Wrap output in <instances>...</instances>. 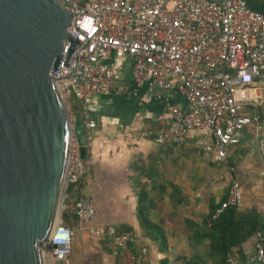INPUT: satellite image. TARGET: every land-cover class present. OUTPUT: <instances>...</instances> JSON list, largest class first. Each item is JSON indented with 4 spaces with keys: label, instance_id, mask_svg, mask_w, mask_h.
Listing matches in <instances>:
<instances>
[{
    "label": "built area",
    "instance_id": "built-area-1",
    "mask_svg": "<svg viewBox=\"0 0 264 264\" xmlns=\"http://www.w3.org/2000/svg\"><path fill=\"white\" fill-rule=\"evenodd\" d=\"M71 13L67 28L82 41L67 67L62 60L51 75L63 98L74 97L83 121L88 152L96 126L90 104L93 96L116 91L114 67L106 61L127 57L135 90L157 86L164 93H179L188 106L165 101L170 116L165 128L154 134L158 145H182L194 139L215 162L224 163L230 149L240 142L239 133L251 129L264 175V130L257 118L245 113L257 107L264 89V15L248 7L246 0H60ZM164 94V95H165ZM164 95H159L162 99ZM146 132L144 136H152ZM74 138L64 179L68 187L84 185L91 177L93 161L82 157ZM229 171L233 169L228 167ZM69 206L79 227H87L97 239L113 244V255L136 241L130 231L113 225L92 226L95 209L79 187ZM243 190L232 179L227 200L213 218L228 205L240 206ZM64 207V205H63ZM75 233L60 222L43 251L44 264H84L70 260ZM255 248L243 259L227 255V264H264L260 233ZM50 245V248H47Z\"/></svg>",
    "mask_w": 264,
    "mask_h": 264
},
{
    "label": "crops",
    "instance_id": "crops-1",
    "mask_svg": "<svg viewBox=\"0 0 264 264\" xmlns=\"http://www.w3.org/2000/svg\"><path fill=\"white\" fill-rule=\"evenodd\" d=\"M106 63L114 67L117 90L93 96L89 101L95 109L91 117L96 123L92 146L85 154L93 161L91 177L66 194L68 201L63 203L62 212L71 214L69 206L77 198L80 187L95 209L92 226L129 229L136 241L115 256L110 240L95 238L87 227H79L72 219L67 222L75 233L70 260L84 264H162L164 260L168 264H182L178 258L186 256L189 249L192 254L201 250L188 239L184 219L202 220L211 193L224 185V176L230 173L227 161L234 162V173L244 171L247 177L263 175L254 133L251 129L240 132L239 144L230 149L224 163L213 161L194 139L182 145H158L152 137L170 121L164 109L165 101L186 108L185 98L175 92L165 94L157 86L150 90L143 86L133 95L130 59L111 56ZM159 95L164 96L158 99ZM146 132L153 134L144 136ZM173 187L183 199L178 206L171 196ZM158 190L164 193L159 194ZM141 191H148L152 205L156 206L152 218L164 224L167 247L163 250L140 227L137 203ZM250 207L257 208V205L244 202L242 210ZM256 240V235L251 237L240 248L233 249L232 255L245 258L254 250Z\"/></svg>",
    "mask_w": 264,
    "mask_h": 264
},
{
    "label": "water",
    "instance_id": "water-1",
    "mask_svg": "<svg viewBox=\"0 0 264 264\" xmlns=\"http://www.w3.org/2000/svg\"><path fill=\"white\" fill-rule=\"evenodd\" d=\"M60 0H0V264H44L61 222L73 125L51 75L81 45ZM73 136V137H72ZM47 245V248H50Z\"/></svg>",
    "mask_w": 264,
    "mask_h": 264
},
{
    "label": "trees",
    "instance_id": "trees-1",
    "mask_svg": "<svg viewBox=\"0 0 264 264\" xmlns=\"http://www.w3.org/2000/svg\"><path fill=\"white\" fill-rule=\"evenodd\" d=\"M247 5L252 10L264 15V0H246ZM67 107L71 115L78 114L80 109L74 97L67 99ZM245 113L251 115L264 126V113L260 106L248 107ZM176 145V144H173ZM79 153L82 157L85 156L86 150L84 147H79ZM227 164L233 169L230 173L224 176V185L221 188L214 190L209 198L207 212L200 222L192 219H184V225L189 231L188 239L195 244V247H201V250L196 251L190 256H180L178 259L182 264H227L226 258L229 253L232 254L233 249L240 248L248 239L260 233L261 243L264 244V217L255 207H250L247 210H242L239 206L228 205L223 208L220 213L213 218L216 210L219 209L229 195L232 179L234 178L235 164L232 159L227 161ZM72 187L65 190V194L71 191ZM159 194L164 191L158 190ZM180 191L173 187L172 199L175 205H180L183 199L180 197ZM163 199V197H159ZM68 201L65 197L63 203ZM148 191L139 193L137 203V215L139 218L140 227L149 239H151L160 250L167 247V238L163 229V222L156 221L152 218V211L156 210V206L152 205ZM151 216V217H150ZM151 218V219H150ZM72 219L76 218L66 211L62 212L61 222L67 224ZM73 229V226H69ZM118 230V231H128ZM162 264H168L164 260Z\"/></svg>",
    "mask_w": 264,
    "mask_h": 264
},
{
    "label": "rangeland",
    "instance_id": "rangeland-1",
    "mask_svg": "<svg viewBox=\"0 0 264 264\" xmlns=\"http://www.w3.org/2000/svg\"><path fill=\"white\" fill-rule=\"evenodd\" d=\"M261 94H262V100L258 106H260L263 109V113H264V89L261 91ZM63 100L68 111L70 124L73 125V117L69 113L67 107V99L63 98ZM233 176L234 179H236L239 182L243 190V201H242L243 204L244 202L246 203L254 202L257 205V208L259 209L260 213L264 215V175L261 176L250 175L247 177L246 172L239 171L238 173L235 172ZM243 204L239 206L240 209H243L242 208ZM61 216H62V212H61ZM65 225L68 226L67 224ZM190 255H192V250L189 249V252L186 253V256H190Z\"/></svg>",
    "mask_w": 264,
    "mask_h": 264
}]
</instances>
